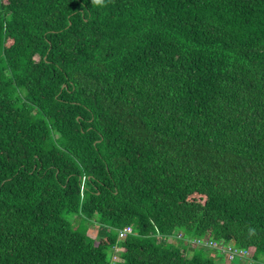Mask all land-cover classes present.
I'll use <instances>...</instances> for the list:
<instances>
[{
    "label": "trees",
    "instance_id": "1",
    "mask_svg": "<svg viewBox=\"0 0 264 264\" xmlns=\"http://www.w3.org/2000/svg\"><path fill=\"white\" fill-rule=\"evenodd\" d=\"M227 248L264 264V0H0V264Z\"/></svg>",
    "mask_w": 264,
    "mask_h": 264
},
{
    "label": "rangeland",
    "instance_id": "2",
    "mask_svg": "<svg viewBox=\"0 0 264 264\" xmlns=\"http://www.w3.org/2000/svg\"><path fill=\"white\" fill-rule=\"evenodd\" d=\"M88 233L92 236H94L96 239L97 238H100L102 237L103 235H105V227L102 226V225H99V226H94V227H91L89 230H88ZM119 250V248H115V251L117 252ZM113 259L116 258V254L112 257ZM223 258L221 260V262H223V264H235L234 262L232 263V259H230L229 257H227V255L223 254ZM238 261V260H237ZM221 262L218 264H221Z\"/></svg>",
    "mask_w": 264,
    "mask_h": 264
},
{
    "label": "built area",
    "instance_id": "3",
    "mask_svg": "<svg viewBox=\"0 0 264 264\" xmlns=\"http://www.w3.org/2000/svg\"><path fill=\"white\" fill-rule=\"evenodd\" d=\"M131 231V227L127 226L125 227L124 229H122L120 231V237H123L125 236L128 232ZM199 242H201L200 240H196L195 241V244H198ZM206 242V241H205ZM204 243V242H203ZM205 244H209V245H212V242L209 241V243H205ZM225 254L227 255V257H229L230 259H233L235 256L239 255L240 257L242 256L243 258H245L246 256V252H239V253H236L237 251L235 249H231V248H227L226 251H224Z\"/></svg>",
    "mask_w": 264,
    "mask_h": 264
},
{
    "label": "clouds",
    "instance_id": "4",
    "mask_svg": "<svg viewBox=\"0 0 264 264\" xmlns=\"http://www.w3.org/2000/svg\"><path fill=\"white\" fill-rule=\"evenodd\" d=\"M101 0H93V3L96 4V3H100Z\"/></svg>",
    "mask_w": 264,
    "mask_h": 264
}]
</instances>
